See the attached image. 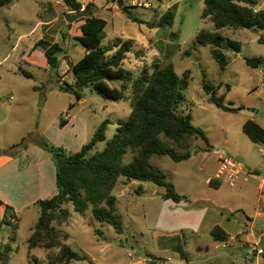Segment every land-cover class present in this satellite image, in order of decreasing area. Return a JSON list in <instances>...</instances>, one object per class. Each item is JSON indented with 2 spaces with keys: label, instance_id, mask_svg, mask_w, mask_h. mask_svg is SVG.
<instances>
[{
  "label": "rangeland",
  "instance_id": "1",
  "mask_svg": "<svg viewBox=\"0 0 264 264\" xmlns=\"http://www.w3.org/2000/svg\"><path fill=\"white\" fill-rule=\"evenodd\" d=\"M77 1L83 9L88 8L86 12L73 11L66 0H15L0 10V152L26 139L28 147L16 149L15 156L11 157L18 156L21 149L38 148L53 160L50 153L37 145L44 139L50 145L74 154L92 140L104 121L110 120L106 141L96 146L91 153L94 154L102 151L112 140L119 121L129 119L131 99L115 102L86 88L79 102L74 94L59 88L65 82L75 85L72 65L85 54L83 45L72 38L71 25L82 18L81 15L91 14L108 22L104 46L117 40L134 41L133 51L128 54L123 68L132 71L135 76L144 69L152 71L156 64L162 67L173 65L179 76L190 71L189 88L183 93L184 102L180 109L183 114L192 115L193 124L205 132L212 148L203 154L201 152L208 146L201 138H187L183 147L163 138L176 153L185 154L188 146L194 156L181 163H176L169 156H153L151 159L155 170L164 173L181 193L190 196L201 193L207 198L210 194H217L205 181L217 169L215 161L218 158L245 159L242 163L244 168L251 162L264 163L259 147L243 132V125L251 118L264 126V69H253L246 63V58L264 60V43L259 42L261 37L264 38V31L223 30L224 48L221 52L226 61L223 67L212 56L213 47H203L196 42L200 31H214L213 23L202 19L205 0H122L129 13L123 12L119 0ZM144 3H149L151 7H143ZM170 9H174L176 14L173 25L158 26L162 16ZM256 9L264 11V0H258ZM128 14L141 23L132 21ZM43 40L51 44L60 43L66 49L65 55L57 57L56 69L50 67L43 47L32 53L37 43ZM230 41L237 43V47L228 46ZM30 56L33 65L27 63ZM22 71L31 73L33 77L27 78ZM205 83L216 87L222 83L218 95L226 94L227 103L232 102L235 108L240 109L239 112H225L210 104L204 91ZM108 84L112 88L122 86L119 81ZM126 94L133 98L131 84ZM43 97L45 103L41 107ZM251 109L259 110L260 114L250 112ZM62 119H71L70 124L61 127ZM134 157L129 149L123 158L124 164H131ZM164 193V187L121 177L113 190L116 213L124 224V233L120 235L109 224L96 221L91 208L81 215L74 211L72 204L65 205L71 213L69 223H54V226L60 232L63 243L88 257L86 261L72 264H179L182 260L179 254L160 246L164 235L157 230L158 222L162 229L170 225H175L172 229H177L185 224H179L181 219L171 211L162 210ZM38 212L39 209L32 208L20 214L15 233L11 225H3L0 246L9 244L13 233L16 239L11 244L8 264H47L48 256L58 253V249L30 250L28 247V239L38 222ZM11 216L12 212H9L8 217ZM182 220L187 221V217ZM208 245L214 255L236 254L243 257L234 245L228 248H223L222 243ZM188 251L190 264L203 263L208 258L192 248ZM258 257L254 264H264V256ZM169 258L171 261H168Z\"/></svg>",
  "mask_w": 264,
  "mask_h": 264
},
{
  "label": "trees",
  "instance_id": "2",
  "mask_svg": "<svg viewBox=\"0 0 264 264\" xmlns=\"http://www.w3.org/2000/svg\"><path fill=\"white\" fill-rule=\"evenodd\" d=\"M14 1L0 0V10L10 6ZM66 2L73 11L83 10V5L77 0ZM257 6L258 0H205L202 19H209L214 25V31H200L196 42L203 47H213L212 56L225 67L226 61L221 52L224 48V37L221 32L225 29L264 31V11H258ZM175 15V10L170 9L162 16L158 26H172ZM128 17L134 22L141 23L131 14H128ZM107 24L103 18L89 16L82 17L71 25L72 38L83 45L85 54L72 65L75 85L65 82L64 85H59V88L63 92L74 94L79 102L86 88H91L102 98L115 102L131 99L132 112L127 121H119L117 132L112 140L107 142L106 147L94 154L91 153L96 146L106 141V130L111 123L110 120L104 121L92 140L74 154H68L64 148L52 146L44 139L37 142V145L53 157L58 194L51 199L37 202L40 217L28 239V247L30 250L58 249L56 255L49 254L47 264H72L88 260L87 256L77 252L71 245L63 243L60 232L54 226V223L58 225L69 223L71 213L64 207L65 205L72 204L74 211L81 215H85L91 208L96 221L109 224L117 234H123L124 224L116 213V198L113 196V190L121 177L128 181L149 182L164 187L166 189L164 199L180 203L188 197L180 195L175 185L167 180L166 175L155 170L151 159L153 156H169L176 163H181L189 160L193 154L188 146L185 154L176 153L163 138L178 147H183V142L187 138H201L208 146L203 152H210L212 148L205 132L193 124L192 115L183 114L180 109L184 102L183 93L189 88L190 71L179 76L173 65L162 67L156 64L152 71L144 69L135 76L132 71L123 68L128 54L133 51L134 41L117 40L104 46ZM259 42L264 43V38L261 37ZM237 45L233 41L228 43L231 48ZM39 47L45 49V57L50 62L66 53L62 44H51L46 40L37 43L32 53ZM31 56L27 63L33 65ZM246 63L253 69H264V60L260 58H246ZM22 73L27 78L33 77L27 71ZM110 81H119L122 86L112 88L108 84ZM130 84L133 87V98L126 94ZM222 86V83L218 87L205 83L207 101L225 112L238 113L240 109L235 108L232 102L227 103L226 94L218 95ZM67 123V120L62 119L60 125L65 127ZM243 132L252 143L264 149V128L260 124L248 120L243 125ZM27 147L24 139L20 144L0 152V156H15L16 149ZM129 149L135 157L131 164L125 165L123 158ZM210 184L215 187L214 181ZM9 212H12L11 217H8ZM12 219H16L13 208L7 206L0 226V236L3 225H11L14 233L17 231L19 224L13 223ZM14 233L9 244L0 246L2 264H8L10 261L11 244L16 242ZM212 235L218 241L225 242L227 239L220 227H215ZM177 251L182 258L187 259L182 247H178Z\"/></svg>",
  "mask_w": 264,
  "mask_h": 264
},
{
  "label": "crops",
  "instance_id": "3",
  "mask_svg": "<svg viewBox=\"0 0 264 264\" xmlns=\"http://www.w3.org/2000/svg\"><path fill=\"white\" fill-rule=\"evenodd\" d=\"M87 9H83L82 13ZM89 16L81 15V17ZM250 120L257 122L254 118ZM70 121L71 119L68 120L67 125L70 124ZM261 126L264 128L263 125ZM210 145L212 147V144ZM257 146L264 158V149L259 145ZM201 153L206 154L208 152ZM243 162L245 159L239 161L241 174L238 176L236 185L231 186L228 181L229 171L226 172L223 179H215L220 169L219 158L215 161L217 169L213 176L205 181V184L211 187L210 189L217 192V194H210V198L205 195L202 197L201 193H196L194 196L185 195L177 187V192L188 197L187 200L176 203L163 198L165 202L162 210L167 209L177 218H180L179 224L185 223L177 229H172V226L175 225L162 229L160 223H157L159 234L164 235V241L160 246L179 255L177 248L182 247L187 254V259L180 255L182 260L179 264H190L188 248L208 257L199 264H254L259 260V257H250L248 252L257 246L264 249V163L251 162L247 164V168H244ZM211 181H214L215 187L210 184ZM57 194L55 163L42 150L38 148L21 149L20 154L16 157L6 155L0 157V225L4 220L7 206L13 208L18 220L20 214L28 212L32 208L39 209L38 201L51 199ZM239 214L244 215V217ZM39 217L40 209L37 221ZM186 217L187 221H183L182 218ZM16 219L11 221L19 223V220L17 222ZM215 227H220L225 232L227 236L225 242L218 241L212 235ZM217 243L227 244L228 247L234 245L236 250L243 254V257L236 254L214 255L208 244ZM148 254L159 258L154 253L148 252ZM150 261L157 262L158 260Z\"/></svg>",
  "mask_w": 264,
  "mask_h": 264
},
{
  "label": "built area",
  "instance_id": "4",
  "mask_svg": "<svg viewBox=\"0 0 264 264\" xmlns=\"http://www.w3.org/2000/svg\"><path fill=\"white\" fill-rule=\"evenodd\" d=\"M143 7L145 8H150L151 5L149 3H144L142 4ZM262 90L264 91V85H262ZM219 164H220V169L215 177L217 180H221L225 177L226 172L229 171L230 175L228 178V181L231 186H235L238 176L241 174V164L237 159L231 158V157H224L219 159ZM263 215H264V210H263ZM223 248H228V245L224 244ZM250 257H258V256H263L264 255V249L261 247H256L248 252ZM169 261L171 259L169 258Z\"/></svg>",
  "mask_w": 264,
  "mask_h": 264
},
{
  "label": "water",
  "instance_id": "5",
  "mask_svg": "<svg viewBox=\"0 0 264 264\" xmlns=\"http://www.w3.org/2000/svg\"><path fill=\"white\" fill-rule=\"evenodd\" d=\"M119 6L122 8L123 12L125 13H129V10L127 7L124 6V2L122 0H119ZM172 38H176L174 35H172ZM50 67L53 68V69H56L57 68V58H54L51 60L50 62ZM75 89H77L76 86H74ZM44 103H45V98L43 97L41 99V102H40V106L43 107L44 106ZM250 112L256 114V115H259L260 114V111L259 110H256V109H251L249 110ZM239 161H242V158H238Z\"/></svg>",
  "mask_w": 264,
  "mask_h": 264
}]
</instances>
